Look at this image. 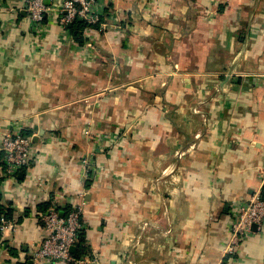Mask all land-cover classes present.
Returning <instances> with one entry per match:
<instances>
[{
	"label": "crops",
	"instance_id": "obj_1",
	"mask_svg": "<svg viewBox=\"0 0 264 264\" xmlns=\"http://www.w3.org/2000/svg\"><path fill=\"white\" fill-rule=\"evenodd\" d=\"M62 2L44 0L34 25L0 0V144L34 135L14 177L0 153V264H36L40 214L71 201L87 264H264V224L223 252L237 206L264 187V0H96L106 28L82 45Z\"/></svg>",
	"mask_w": 264,
	"mask_h": 264
},
{
	"label": "built area",
	"instance_id": "obj_2",
	"mask_svg": "<svg viewBox=\"0 0 264 264\" xmlns=\"http://www.w3.org/2000/svg\"><path fill=\"white\" fill-rule=\"evenodd\" d=\"M20 1L34 25H39L51 10L50 6H46L44 0ZM95 5L96 0H63L58 9L59 25L65 27L75 18H81L90 25L98 24L100 30L105 29V23L100 22L104 16L95 11ZM33 138L34 135L27 136L14 130L4 135L0 144V153L3 157L2 162L6 176L14 177L29 165L34 153ZM83 206V202L71 201L63 216H60L57 206H52L40 214L39 221L47 235L33 253V261L36 264H44L49 261L63 264H87L89 262L86 259L74 258L70 251L84 230ZM236 211L235 218L231 222L230 241L223 249L225 254L235 253L241 243L253 233V227L256 228V231L262 230L264 200H262L260 192H255L247 202L239 204ZM7 228H12V223L0 215V232Z\"/></svg>",
	"mask_w": 264,
	"mask_h": 264
},
{
	"label": "trees",
	"instance_id": "obj_3",
	"mask_svg": "<svg viewBox=\"0 0 264 264\" xmlns=\"http://www.w3.org/2000/svg\"><path fill=\"white\" fill-rule=\"evenodd\" d=\"M100 22H102V20H100ZM65 28L70 32L73 40L79 45H82L84 43V37H83L84 30L87 28L98 29L99 25L98 24L90 25L81 18H75L72 21V23H70V25L68 24L67 26H65ZM260 195L262 200H264V187L261 189ZM47 208L45 209V211L47 210ZM57 208L60 209V207L58 206ZM1 214L4 215L6 219L12 220L10 211L4 210L2 207H0V215ZM87 247L88 246L86 244L85 230H83L79 236L78 242L76 243L75 250L73 253H71V255L76 259L81 256L87 255V253L89 252Z\"/></svg>",
	"mask_w": 264,
	"mask_h": 264
},
{
	"label": "rangeland",
	"instance_id": "obj_4",
	"mask_svg": "<svg viewBox=\"0 0 264 264\" xmlns=\"http://www.w3.org/2000/svg\"><path fill=\"white\" fill-rule=\"evenodd\" d=\"M175 70V74H177V73H179L176 69H174ZM173 70V71H174ZM131 104H132V101H128L127 102V105L128 106H126L127 108L130 106L131 107ZM161 104H162V108H164V109H167V108H169V106H168V104L167 103H165V102H161ZM194 111H196V112H199V108H198V106H196L195 108H194ZM87 134V133H86ZM116 133H113L112 135H108V137H107V140L108 141H110V142H115V141H117V139L118 140H122L123 138H116ZM120 135V134H119ZM97 141H100V137L99 136H97ZM144 223H142V229L140 230V232H141V236H142V234H144L145 232H147L149 229H151V228H155L154 230H157V232H159V230L156 228V226L155 225H151V224H146L145 226L143 225ZM150 225L152 226V227H150ZM160 231H162V234H164V232H163V230H160ZM255 232H256V229L254 230ZM253 231V232H254ZM170 234V233H169ZM167 235V236H170V235ZM253 234V233H252ZM251 234V235H252ZM250 235V236H251ZM175 239H170L169 240V242L172 244V245H170V247H168L167 249H169V248H172L173 247V252L174 253H176V251H177V248L175 247L176 246V244L174 243L175 241H174ZM165 239H162V244H161V246L159 247V250H162L163 252L165 251ZM172 246V247H171ZM233 254H235V253H233ZM233 254H229V255H233ZM126 260H127V258H126ZM132 260H127V262H128V264H132V262H131ZM130 262V263H129Z\"/></svg>",
	"mask_w": 264,
	"mask_h": 264
},
{
	"label": "water",
	"instance_id": "obj_5",
	"mask_svg": "<svg viewBox=\"0 0 264 264\" xmlns=\"http://www.w3.org/2000/svg\"><path fill=\"white\" fill-rule=\"evenodd\" d=\"M69 25H70V24H69ZM33 142H34V139H33ZM60 216H63V214L61 213ZM253 230H255V227H253ZM74 250H75V247H72V248L70 249L71 253H73Z\"/></svg>",
	"mask_w": 264,
	"mask_h": 264
},
{
	"label": "bare ground",
	"instance_id": "obj_6",
	"mask_svg": "<svg viewBox=\"0 0 264 264\" xmlns=\"http://www.w3.org/2000/svg\"><path fill=\"white\" fill-rule=\"evenodd\" d=\"M34 26V25H33ZM83 201V200H82Z\"/></svg>",
	"mask_w": 264,
	"mask_h": 264
}]
</instances>
